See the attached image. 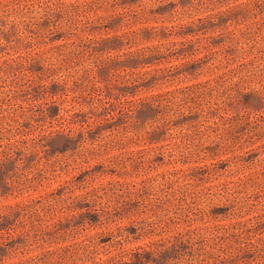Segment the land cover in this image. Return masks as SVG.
I'll return each mask as SVG.
<instances>
[{
	"label": "rangeland",
	"instance_id": "obj_1",
	"mask_svg": "<svg viewBox=\"0 0 264 264\" xmlns=\"http://www.w3.org/2000/svg\"><path fill=\"white\" fill-rule=\"evenodd\" d=\"M0 264H264V0H0Z\"/></svg>",
	"mask_w": 264,
	"mask_h": 264
}]
</instances>
